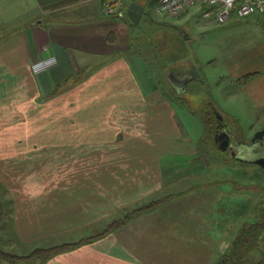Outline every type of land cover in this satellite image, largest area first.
<instances>
[{
	"label": "crops",
	"instance_id": "0c3cea01",
	"mask_svg": "<svg viewBox=\"0 0 264 264\" xmlns=\"http://www.w3.org/2000/svg\"><path fill=\"white\" fill-rule=\"evenodd\" d=\"M43 1L42 10L40 0H27L20 10L21 0H0V31L11 16L9 33L0 36V112L17 113L18 126L27 128L12 142L27 143V156L14 154L30 162L26 176L17 172L12 182L18 187L11 231L24 248L0 250L23 256L44 244L79 242L18 264H216L245 217L242 200L217 189L220 176L200 150L175 158L159 150L160 112L180 135L184 126L147 60L126 50L119 33L131 24L105 14V2L115 0ZM49 57L56 62L32 70ZM233 69L240 83L243 68ZM189 78L182 73L173 81L181 93ZM143 205L117 229L78 235ZM231 210L235 216L228 217Z\"/></svg>",
	"mask_w": 264,
	"mask_h": 264
},
{
	"label": "rangeland",
	"instance_id": "374dc122",
	"mask_svg": "<svg viewBox=\"0 0 264 264\" xmlns=\"http://www.w3.org/2000/svg\"><path fill=\"white\" fill-rule=\"evenodd\" d=\"M22 3L26 5L27 0H21L20 10L23 9ZM106 3L110 1H106L105 5ZM44 4L45 2L40 0L39 10L43 9L40 7ZM119 11L123 12L122 9ZM106 15L113 17V14ZM234 15L232 12L228 21L219 23L204 17L200 8H193L178 17L155 13L153 8V18H150L148 13H143L140 22L131 25L128 34L121 31L119 35L127 39L124 45L128 53L147 60L150 69L166 91V99L175 106L176 115L180 119L178 121L184 126V133L180 135L177 129L170 126L171 120L166 112H160L164 137L158 138V141L162 140V149L159 150L164 152V157L171 158L190 154L189 152L195 149L203 153L207 161L206 167L211 169L213 164V171L220 176L218 184H214L218 186L217 189L221 187L228 190L231 197L242 200L239 204L240 215L246 214L241 217L240 229L235 233L242 235L243 239L247 236L250 247H255L253 260L256 258L255 263L264 264V232L261 233L260 228L252 231V228L264 223V170L253 160L241 161L231 153L221 151L214 141L213 131L210 130L212 125L215 128V123L212 121V124H209L208 120L212 115V106H221L226 113L225 119L233 126L231 128L243 136L240 138L242 142H250L254 133L264 127V100L259 99L264 93V20L257 14L244 19L235 18ZM24 17L21 15L20 18L23 20ZM10 18L11 16L4 18L3 30L0 31L2 37L9 33ZM12 20V23L17 21ZM228 61L234 64L230 65ZM237 65L243 68L240 72L243 73V80L240 83L233 81L236 76L234 74L237 73L232 70ZM23 69L22 65L20 70ZM182 72L191 78L183 93L177 90L173 82ZM19 120L15 112H0V209L2 206L3 213V222L0 223V246L14 252L23 249L24 245L20 244L11 231L15 207L12 188L18 187L12 182L16 180L13 179L16 173L26 171L30 163L28 157L14 154L21 151L27 156V143L19 145L12 142L16 137L27 135V128L18 126L21 122ZM242 130L245 135L241 134ZM174 137L177 139L174 140ZM157 151L158 149L153 148L151 152ZM166 163L169 164L168 158ZM27 173L28 170L23 173L24 176ZM215 178L217 177L214 175L213 179ZM222 194L225 195L226 192L223 191ZM141 207L140 210L127 209L129 212L125 215H133L147 209L144 205ZM118 210L119 216L122 215L124 210ZM230 215L235 216L233 210L228 217ZM234 221L230 224L237 223ZM112 225L93 224L89 226L91 228L85 226L79 229L81 231L78 235L88 237L96 232L102 233L111 229ZM241 228L245 229L246 233L242 232ZM14 255L17 254L0 250V262L17 261L18 264L20 261L37 257L15 258ZM238 259L240 262L244 261L242 257Z\"/></svg>",
	"mask_w": 264,
	"mask_h": 264
},
{
	"label": "built area",
	"instance_id": "2783aa9c",
	"mask_svg": "<svg viewBox=\"0 0 264 264\" xmlns=\"http://www.w3.org/2000/svg\"><path fill=\"white\" fill-rule=\"evenodd\" d=\"M119 3H106V14L123 15L120 12L122 0ZM200 8L204 17L219 23L228 21L232 12L239 18L244 19L252 15H260L264 20V0H158L154 11L158 14H167L178 17L181 14L193 9ZM56 62L54 57H49L32 65L34 72H41Z\"/></svg>",
	"mask_w": 264,
	"mask_h": 264
},
{
	"label": "trees",
	"instance_id": "16d2710c",
	"mask_svg": "<svg viewBox=\"0 0 264 264\" xmlns=\"http://www.w3.org/2000/svg\"><path fill=\"white\" fill-rule=\"evenodd\" d=\"M131 1H133V0H122L121 9L123 10L124 14L122 16H119L117 14L116 15H117V17L124 19L126 22H129L131 25H136V24L132 23V21L129 19V17L127 15V8H128V5H129V3ZM135 1H137L139 3L141 2V4L143 3V5L145 6L144 14L148 13L151 16L152 15V9L155 7V5H156L158 0H135ZM113 3L116 4V3H119V2H118V0H115ZM153 5H154V7H153ZM150 18H153V17L151 16ZM211 109L212 110L210 111V113L212 115L208 119L209 120V124H212V121H214V123H216V114L215 113L218 112L217 107L214 106V105L212 106ZM213 126L214 125H212V128H213ZM212 128L210 130L213 131ZM155 202L156 201L151 202L150 205L152 206V204H154ZM0 212H1V209H0ZM129 215L127 214L126 217L123 218V219L115 220L113 223H111V225L113 224L112 225L113 227L111 229L105 230L104 232H102L100 234H104V233H106L108 231H112L114 229L119 228L120 226H122L124 224V222L127 219L131 218L134 214L130 215V216ZM263 226H264V223L262 224V226L259 225L258 227L252 228V231L256 230L257 228H260L261 233H262V232H264V227ZM242 228H244V227H242ZM242 232L246 233V230L244 229ZM236 234L237 233H234V231H231V237L229 238L230 241L228 243V246L224 250L223 254L220 256V258L217 260L216 264H260V263H255V259L256 258L253 260L252 256L255 255V253H253L255 247H253V248L250 247L249 239L246 238L247 236L243 239L242 235H240V234L236 235ZM78 244H79V242L62 243V244H58V245H54V246H49V247L36 249L30 255H26V256H19V255L15 256L14 255V256H15V258H26V257L29 258V257L37 256L36 258H38V259L43 261V260L49 258L50 256L56 254V253L63 252V251H66L68 249L74 248ZM248 252H250V255H248ZM241 257H242V259H244V261H242V262H240V260L238 259V258H241ZM249 257H251L252 260H250ZM14 263H17V261H13V264Z\"/></svg>",
	"mask_w": 264,
	"mask_h": 264
},
{
	"label": "water",
	"instance_id": "95a60500",
	"mask_svg": "<svg viewBox=\"0 0 264 264\" xmlns=\"http://www.w3.org/2000/svg\"><path fill=\"white\" fill-rule=\"evenodd\" d=\"M144 12H145V6L143 4H141L135 0H133L129 3L128 8H127V15L129 17V19L132 21V23L138 24L140 22ZM217 115L219 117H221V119H223L220 112H217ZM218 134H220L219 139L222 141L218 147L221 151L225 152L228 149H231L232 147H234V145L232 143V135H231V128L230 127H228L227 129L224 128V130L221 132H218ZM263 138H264V128L259 129L254 133V135L250 139L251 145L261 143L260 139H263ZM231 154H232V156H234L235 158H237L241 161L253 160V162H255L256 164H258L260 167H262L264 169V154L259 156L256 159H253V157H252L253 154H252L251 149L245 148V146H241L239 153H236V151H232Z\"/></svg>",
	"mask_w": 264,
	"mask_h": 264
},
{
	"label": "flooded vegetation",
	"instance_id": "af4514ba",
	"mask_svg": "<svg viewBox=\"0 0 264 264\" xmlns=\"http://www.w3.org/2000/svg\"><path fill=\"white\" fill-rule=\"evenodd\" d=\"M224 128H226V129L228 128L227 123L223 119H221V117H219L216 114V123H215V128H213V133H214L213 137H214V141L216 142L218 147H219V145L222 142L219 139V135L220 134H218V132L223 131ZM263 128L264 127L260 128V129H263ZM231 135H232V143H233L234 147H232L231 149H228L225 152L232 153V151H236V153H239L241 146H245V148H250L251 149L252 154L254 155V156L252 155L253 159H256L259 156L264 154V138L260 139L261 143H257V144L251 145V140H250V142H247V141L242 142V140L240 139L241 136H239V137L236 136L235 137V136H233L232 133H231Z\"/></svg>",
	"mask_w": 264,
	"mask_h": 264
}]
</instances>
